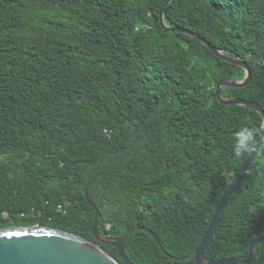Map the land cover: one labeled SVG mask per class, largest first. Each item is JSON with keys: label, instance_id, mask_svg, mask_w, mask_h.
<instances>
[{"label": "trees", "instance_id": "trees-1", "mask_svg": "<svg viewBox=\"0 0 264 264\" xmlns=\"http://www.w3.org/2000/svg\"><path fill=\"white\" fill-rule=\"evenodd\" d=\"M166 1L0 0V229L65 230L125 264L94 237L89 185L102 235L158 237L129 234L134 264H194L263 117L217 99L245 70L163 29ZM164 20L243 59L249 84L222 94L264 109V0H172ZM261 236L264 141L204 256H245ZM256 253L247 264H264V242Z\"/></svg>", "mask_w": 264, "mask_h": 264}, {"label": "water", "instance_id": "water-1", "mask_svg": "<svg viewBox=\"0 0 264 264\" xmlns=\"http://www.w3.org/2000/svg\"><path fill=\"white\" fill-rule=\"evenodd\" d=\"M172 0H167L162 7L160 13V24L163 29L174 32H182L193 36L201 41L212 53L221 59L242 67L245 70V76L242 79H221L217 82L215 92L217 99L223 104H237L246 106L256 110L263 117L262 130L259 138L248 153V157L244 162L241 170L231 179L221 201L217 204V208L209 222L206 233L198 247L193 253L194 264H247L252 262L257 256L256 247L259 243L264 242V236L256 238L249 247V253L240 257H229L223 259H206L204 250L216 235L218 223L221 219L223 211L235 193L239 185L242 183L245 175L264 141V109L255 100L227 98L222 94L223 86L244 87L249 84L252 78V70L248 64L238 56H228L223 50L213 46L208 40L199 34L190 31L184 27L169 26L164 20L167 6ZM89 185L85 188V197L89 204L95 210L92 230L97 241L113 246L116 249L118 257L125 264H134L125 252V243L130 233L135 230H143L147 232L154 241L162 248L156 234L145 226H137L126 231L121 239L111 238L102 235L98 231V208L95 202L90 198L88 193ZM172 260H187V258L179 259L164 251ZM0 264H122L113 254H110L98 243L86 239L74 233L45 227L40 224L34 226H19L0 229Z\"/></svg>", "mask_w": 264, "mask_h": 264}, {"label": "built area", "instance_id": "built-area-1", "mask_svg": "<svg viewBox=\"0 0 264 264\" xmlns=\"http://www.w3.org/2000/svg\"><path fill=\"white\" fill-rule=\"evenodd\" d=\"M58 209H59V210H62V209H63L62 205H59V206H58ZM6 216H7V214H6Z\"/></svg>", "mask_w": 264, "mask_h": 264}, {"label": "flooded vegetation", "instance_id": "flooded-vegetation-1", "mask_svg": "<svg viewBox=\"0 0 264 264\" xmlns=\"http://www.w3.org/2000/svg\"><path fill=\"white\" fill-rule=\"evenodd\" d=\"M168 257V256H167Z\"/></svg>", "mask_w": 264, "mask_h": 264}]
</instances>
